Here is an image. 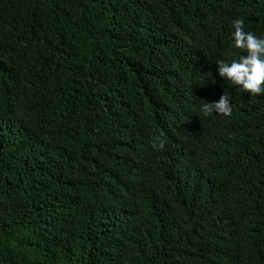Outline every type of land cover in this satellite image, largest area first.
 Masks as SVG:
<instances>
[{
    "label": "trees",
    "instance_id": "1",
    "mask_svg": "<svg viewBox=\"0 0 264 264\" xmlns=\"http://www.w3.org/2000/svg\"><path fill=\"white\" fill-rule=\"evenodd\" d=\"M239 18L264 39V0H0V264H264Z\"/></svg>",
    "mask_w": 264,
    "mask_h": 264
},
{
    "label": "clouds",
    "instance_id": "2",
    "mask_svg": "<svg viewBox=\"0 0 264 264\" xmlns=\"http://www.w3.org/2000/svg\"><path fill=\"white\" fill-rule=\"evenodd\" d=\"M233 28L234 46L243 50L246 55H240L230 62L217 61L218 74L239 86L244 92L253 96L264 95V39L258 38L250 31H244L242 18L233 21ZM201 110L206 117L214 113L228 117L232 114V105L225 92L216 102L202 101ZM152 147L154 150L162 151L165 142L157 137L153 140Z\"/></svg>",
    "mask_w": 264,
    "mask_h": 264
}]
</instances>
